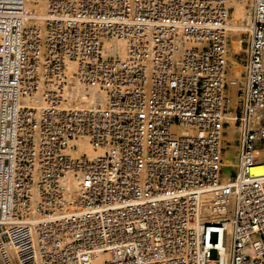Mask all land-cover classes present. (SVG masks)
<instances>
[{
	"label": "built area",
	"instance_id": "2783aa9c",
	"mask_svg": "<svg viewBox=\"0 0 264 264\" xmlns=\"http://www.w3.org/2000/svg\"><path fill=\"white\" fill-rule=\"evenodd\" d=\"M231 11L0 0V264H264V0L245 14L238 165L224 182ZM117 41L123 55L104 54ZM69 63L102 102L65 106ZM35 95L42 106L23 103ZM78 140L91 154H68Z\"/></svg>",
	"mask_w": 264,
	"mask_h": 264
},
{
	"label": "bare ground",
	"instance_id": "6f19581e",
	"mask_svg": "<svg viewBox=\"0 0 264 264\" xmlns=\"http://www.w3.org/2000/svg\"><path fill=\"white\" fill-rule=\"evenodd\" d=\"M252 5V0H230V7L233 13H230L228 20L229 30L227 31L228 44L226 46V87L223 92L224 101L222 107L223 127L221 135V180L226 182L230 177L237 173L239 137L241 130V115L244 98V87L246 77V60H247V41L249 36V21L246 17L247 11ZM104 54H117L122 56L124 53V44L121 41L106 43ZM68 85L64 88V96L67 99L65 106L72 103L73 107L81 106V102L86 101L94 103L102 102V93L95 94L93 90H84L76 79L70 77L74 71V65H67ZM24 104L39 108L43 105L38 95L31 101H23ZM75 149H69V155H76L80 152L91 154L90 148L85 141L78 140L73 143ZM252 172L255 174L262 173V168L254 167ZM229 236V226H228Z\"/></svg>",
	"mask_w": 264,
	"mask_h": 264
},
{
	"label": "rangeland",
	"instance_id": "374dc122",
	"mask_svg": "<svg viewBox=\"0 0 264 264\" xmlns=\"http://www.w3.org/2000/svg\"><path fill=\"white\" fill-rule=\"evenodd\" d=\"M233 13V9H232V11H231V14ZM216 258V254H215V251L214 250H210L209 252H208V259H210V260H214Z\"/></svg>",
	"mask_w": 264,
	"mask_h": 264
}]
</instances>
